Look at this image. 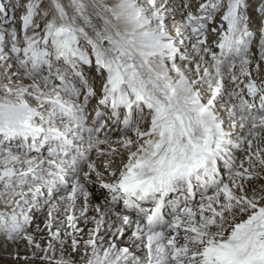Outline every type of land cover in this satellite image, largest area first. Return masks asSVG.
Instances as JSON below:
<instances>
[{
	"label": "snow or ice",
	"instance_id": "6c2138e0",
	"mask_svg": "<svg viewBox=\"0 0 264 264\" xmlns=\"http://www.w3.org/2000/svg\"><path fill=\"white\" fill-rule=\"evenodd\" d=\"M9 6L13 258L264 264V0H15L11 21Z\"/></svg>",
	"mask_w": 264,
	"mask_h": 264
},
{
	"label": "bare ground",
	"instance_id": "6f19581e",
	"mask_svg": "<svg viewBox=\"0 0 264 264\" xmlns=\"http://www.w3.org/2000/svg\"><path fill=\"white\" fill-rule=\"evenodd\" d=\"M0 2H3L6 5H10L8 8L9 13V21L12 19L13 14V7L15 5V0H0ZM15 16L17 19L20 16V11L15 12ZM19 27V24L16 25ZM8 27V25H5L3 22V17H0V28ZM16 251H19L21 255H24L26 252V249L24 246L17 245L10 243L7 241L2 234H0V264H23V261H17L13 258V253Z\"/></svg>",
	"mask_w": 264,
	"mask_h": 264
}]
</instances>
